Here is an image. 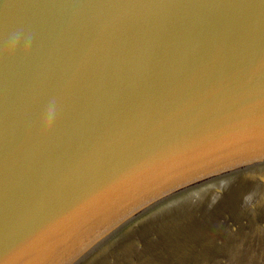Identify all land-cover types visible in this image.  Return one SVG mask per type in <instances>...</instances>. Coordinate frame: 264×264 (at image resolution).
<instances>
[{
	"label": "water",
	"instance_id": "obj_1",
	"mask_svg": "<svg viewBox=\"0 0 264 264\" xmlns=\"http://www.w3.org/2000/svg\"><path fill=\"white\" fill-rule=\"evenodd\" d=\"M0 264H264V0H0Z\"/></svg>",
	"mask_w": 264,
	"mask_h": 264
}]
</instances>
